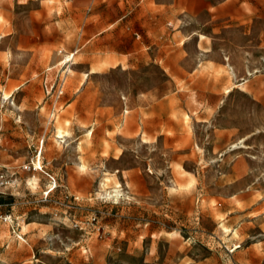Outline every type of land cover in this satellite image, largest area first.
<instances>
[{
  "label": "rangeland",
  "instance_id": "1",
  "mask_svg": "<svg viewBox=\"0 0 264 264\" xmlns=\"http://www.w3.org/2000/svg\"><path fill=\"white\" fill-rule=\"evenodd\" d=\"M0 165V264H264V0H0Z\"/></svg>",
  "mask_w": 264,
  "mask_h": 264
},
{
  "label": "built area",
  "instance_id": "2",
  "mask_svg": "<svg viewBox=\"0 0 264 264\" xmlns=\"http://www.w3.org/2000/svg\"><path fill=\"white\" fill-rule=\"evenodd\" d=\"M61 52V51H60ZM62 53V52H61ZM75 53L72 52L68 55H66V62H64V65L66 66L65 69L62 71V73L58 76L56 82L49 88L48 94L55 97L56 101L64 94L65 92V83H66V76L68 73V63L71 59L74 58ZM57 108L56 102L54 103L53 107V116L55 115ZM41 155H42V149H37L35 155L33 156L32 160L27 163L24 168L28 170H43L44 165L40 164L41 162ZM10 179L6 173V171L1 167L0 165V221L2 222H13L14 218L12 214L6 213L3 211V204L1 200V195L3 194L2 189L9 184Z\"/></svg>",
  "mask_w": 264,
  "mask_h": 264
},
{
  "label": "crops",
  "instance_id": "3",
  "mask_svg": "<svg viewBox=\"0 0 264 264\" xmlns=\"http://www.w3.org/2000/svg\"><path fill=\"white\" fill-rule=\"evenodd\" d=\"M74 53H75V52H74ZM69 54H70V53H69ZM75 54H76V53H75ZM74 57H75V55H74ZM64 66H65V65H64ZM65 67H66V66H65ZM65 67H64V68L62 67V71L65 69ZM67 68H68V73H67V76H66L65 91H66V87H67V83H68V77H69V74H70V72H71V70H72V69L70 68V65H69ZM62 71L59 73V75L62 73ZM64 94H65V92H64ZM64 94H63V95H64ZM63 95H62V96H63ZM62 96H61V97H62ZM61 97H60V98H61ZM60 98H59V99H60ZM59 99H58V100H59ZM58 100H57V101H58ZM57 101H56V104H57ZM57 108H58V106H57ZM58 111H59V110H57V112H58ZM41 162H42V164L44 165V168H45V157H44V155H43V149H42V155H41ZM3 189H4V188H3ZM3 189H2V192H3Z\"/></svg>",
  "mask_w": 264,
  "mask_h": 264
},
{
  "label": "bare ground",
  "instance_id": "4",
  "mask_svg": "<svg viewBox=\"0 0 264 264\" xmlns=\"http://www.w3.org/2000/svg\"><path fill=\"white\" fill-rule=\"evenodd\" d=\"M64 131H65V130L62 129L61 127H57V130H56V136H57L58 138H62L61 141L66 140V139H63V138H65L66 136H69V135H70L68 131H67V132H64ZM104 185H105V182L102 180V182H101V186H104ZM118 193H119V192H118Z\"/></svg>",
  "mask_w": 264,
  "mask_h": 264
}]
</instances>
